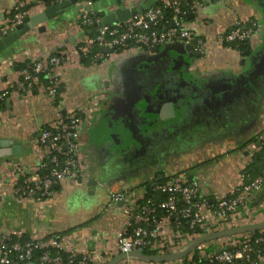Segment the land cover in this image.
Returning a JSON list of instances; mask_svg holds the SVG:
<instances>
[{
  "label": "crops",
  "instance_id": "crops-1",
  "mask_svg": "<svg viewBox=\"0 0 264 264\" xmlns=\"http://www.w3.org/2000/svg\"><path fill=\"white\" fill-rule=\"evenodd\" d=\"M15 1L0 0V29L11 18ZM26 1L28 15L56 2ZM162 1L90 0L100 16L117 6L142 12ZM85 2L78 12L72 6L39 24L44 31L33 27L0 55V92L10 89L6 108L0 109V148L20 147L19 156L0 158V177L6 182L5 190L0 189V237L43 240L66 231L60 237L68 250L96 249L107 264L119 253L116 233L128 227L120 204L111 202L104 186L109 179L126 180L131 194L140 196L147 181L166 179L169 170L184 171L198 180L199 198L212 206L228 195L264 145V0H201L187 21L212 41L237 17L247 25L256 21L250 55L240 57L212 42L213 52L204 61L177 41L156 52L113 55L97 64L86 63L76 51L82 35L90 34L79 25ZM61 53L68 59L58 68L61 85L54 101L45 98L43 82L29 93L17 88L26 64ZM171 71L185 101L173 117L160 119L151 94L157 86L171 84ZM76 105L85 107L78 159L87 175L63 182L41 200L15 198L14 181L33 175L46 157L40 131L55 126L57 114L66 116ZM91 178L97 183L94 188L88 183ZM262 221L264 183L228 225ZM161 223L170 231V219L163 216ZM240 234L213 239L203 248L219 249ZM147 263L129 257L117 262Z\"/></svg>",
  "mask_w": 264,
  "mask_h": 264
},
{
  "label": "built area",
  "instance_id": "built-area-1",
  "mask_svg": "<svg viewBox=\"0 0 264 264\" xmlns=\"http://www.w3.org/2000/svg\"><path fill=\"white\" fill-rule=\"evenodd\" d=\"M63 0H54V2ZM89 11H84L79 17V25L83 30L94 25L97 19L91 18L93 13L90 0H84ZM191 1L190 10L195 15L200 6L196 0H163L160 6H151L142 12L130 17L122 23L99 28L94 36L84 33L76 51L81 55L90 56V63L105 62L113 55L122 57L137 53L151 52L152 47L170 45L177 41L184 44H193L194 51L199 58L207 61L213 52L212 42L217 47H225L227 43L250 41L258 29L256 21H246L237 17L232 27L218 35L214 41L207 36L199 35L187 25L181 14V4ZM26 0H16L13 5V13L4 28H13L28 15L25 9ZM172 10L170 25L163 29L156 28L163 19V8ZM1 30V29H0ZM101 47H107L108 52H103ZM233 49V48H231ZM115 50V51H113ZM118 50L119 52H117ZM234 50L240 57H244L238 48ZM68 59V54L53 55L44 61L29 63L28 68L21 72V79L17 88L29 93L35 87L42 85L37 75L44 74L49 83L44 85V96L49 101H54L61 85L58 68ZM10 89L0 92V100L7 99ZM85 107L76 105L66 116L57 114V122L53 127H45L40 131L39 144L49 161L54 164L48 175L41 176L40 170L48 165L44 159L39 163L35 173L25 177L20 183H13V196L15 198H33L37 200L46 198L52 194L53 185H61L65 181H75L87 175L78 157L81 148V125L85 120L83 116ZM62 156V157H61ZM62 167L59 168L58 165ZM127 182L120 177L109 179L105 188L109 192L110 200L120 205L127 221L126 228L116 233V246L119 253L131 251L148 252V254H172L182 250L190 241L208 233L229 228L228 225L241 208L247 206L249 199L263 185L264 176L260 175L246 181L241 173L237 183L229 190L228 195L217 198L214 205L210 206L199 198L198 180L184 171L169 170L164 182L154 181L153 191L166 193L167 199L161 203L170 219V231L165 232L161 223L162 218L156 217L157 209L148 203H142L145 191L140 196H133L131 190L124 185ZM5 178L0 177V189L5 190ZM184 224L190 229L197 228L199 232L182 230ZM10 237H0V264H29L34 256L35 249H41L36 264H63L61 252L67 253L70 259L79 257V264H102V256L96 249L68 250L62 242V237L51 236L43 240H29L26 242L11 241ZM86 240V239H84ZM261 238L253 242L261 241ZM252 242L250 233H243L228 238V244L219 249L207 251L204 243L197 249V259H205L216 264H258L264 260V255ZM54 250L52 253L51 250ZM13 254L15 256L13 257ZM34 264V263H33ZM147 264H198L194 253L184 258L165 262H148Z\"/></svg>",
  "mask_w": 264,
  "mask_h": 264
},
{
  "label": "water",
  "instance_id": "water-1",
  "mask_svg": "<svg viewBox=\"0 0 264 264\" xmlns=\"http://www.w3.org/2000/svg\"><path fill=\"white\" fill-rule=\"evenodd\" d=\"M84 0H63L60 2H55L47 6L43 11L36 13L34 15H26L23 20L16 24L13 28L3 26L0 30V55H2L8 48H10L19 38L25 34L27 31L31 30L35 26H39V24L43 22H48L52 18L56 17L57 15L62 14L63 12H67L70 10L72 6H74L75 11H79L80 8L82 9L81 5H79ZM89 7L84 5V10L80 11V16L83 15L84 11H89ZM94 16L97 17V22L94 24V28L98 31L99 28L104 26H112L117 23H122L128 20L130 17L139 13V10L134 8H128L124 6H117L116 8L105 11L103 15L100 16V11L94 10ZM39 31H44V26L38 27ZM92 33V30L88 31ZM187 51H193L194 46L193 44H183ZM103 52H108L107 47H101ZM158 47H152L151 52H156ZM158 115L160 119L171 118L175 115V110L173 103L171 101H164L159 102L158 105ZM85 124H83V127ZM0 145H4L0 142ZM20 147L18 145H12L9 149L8 147L2 146L0 148V158L6 156H19L20 155ZM89 185L94 188L97 184L94 179L88 180ZM56 188H59V185H56ZM120 205L122 203H119ZM264 229V221L255 224H247V225H238L229 227L222 230H217L206 235L200 236L198 238L193 239L190 241L182 250L178 251L177 253L172 254H165V255H158V254H148L142 251H131L128 253H118L114 256L107 264H117L118 261L124 258H137L140 260L148 261V262H165L169 260H175L186 257L188 254L192 253L199 245L211 241L213 239H217L219 237L238 234V233H250L256 230H263Z\"/></svg>",
  "mask_w": 264,
  "mask_h": 264
},
{
  "label": "trees",
  "instance_id": "trees-1",
  "mask_svg": "<svg viewBox=\"0 0 264 264\" xmlns=\"http://www.w3.org/2000/svg\"><path fill=\"white\" fill-rule=\"evenodd\" d=\"M91 1H93V0H91ZM196 1L201 2V0H196ZM160 5H162V2H158L154 6H160ZM190 6H191V1H185V2H182V4H181V14H180V16L186 21L191 20L192 17H190V16H193V13L190 10ZM25 9L27 10L28 6H26ZM163 12H164L163 19L157 24L156 28H160L161 27L160 29H163L162 28L163 26L167 27V26L170 25L171 17H172L171 8L164 7L163 8ZM90 16L93 19H97V17L94 16V14H92ZM87 29L88 30H92V33L89 34L91 36H94L97 33V31L94 28V25H92L90 27H87ZM225 47L233 48V49L234 48H238L241 51L242 55H244V56L245 55H250V46H249L248 41H239V42L227 43ZM113 51H115V50H113ZM116 51L119 52L118 50H116ZM55 55H57V54H55ZM90 60H91L90 56H87L85 58V62L86 63H90ZM28 66H29V63L26 64L24 66V68H28ZM37 78L39 80H41L44 84L49 83V80L46 78V76L44 74L37 75ZM59 91H60V88H58V92ZM5 108H6V99L0 100V109H5ZM49 160H50L49 157L48 158H44V161L47 162L48 165H46L45 167H43L40 170V175L41 176L48 175L50 169L52 167H54V164H52ZM58 167L61 168L62 165L59 164ZM243 172H244L246 181L252 180L255 177L260 176V175L264 176V145H262L260 151H258L257 153L254 154L252 162L243 170ZM22 181H23V179L20 178L19 182L21 183ZM154 181L164 182L165 179H158L156 177V179L154 178V180H152V181H147L144 184L145 194H144V198L142 199L141 202L142 203H148L149 205L156 207V209H157L156 217L157 218H162L163 216H166V211H165V209L163 207H161V203L164 202L167 199L168 195L166 193H163V192H160V191H158V192L157 191H153L152 190V185H153L152 183ZM56 189H57L56 185H53L51 187L52 191H55ZM182 230L189 231V232L190 231L191 232H199V233L201 232L197 228L190 229L187 224L183 225ZM64 233H67V232L65 231L63 233H60L59 237L62 234H64ZM250 234L252 235V242L254 241V239H258V238L262 239L259 242H253V245L257 249L260 250L261 254L264 255V229L250 232ZM51 236H55V234H51L49 237H51ZM9 239L11 241H21V242L29 241V239H27L25 237L17 238L15 236H11ZM51 251H52V253L54 252L53 249ZM41 252H42L41 249H35L34 250V256H33L32 260H31L32 263H34V264L37 263L38 256L40 255ZM197 252H198L197 249H195L193 251L194 258H195V260H196V262L198 264H216L215 262H213V263L208 262L205 259H197ZM145 253H148V252H145ZM60 254L63 257V264H79L78 263V260L80 259L79 257H76L74 259H70L68 257L67 253L61 252ZM14 256H15V254H13V257ZM257 262H258V264H261L260 260L257 261Z\"/></svg>",
  "mask_w": 264,
  "mask_h": 264
},
{
  "label": "flooded vegetation",
  "instance_id": "flooded-vegetation-1",
  "mask_svg": "<svg viewBox=\"0 0 264 264\" xmlns=\"http://www.w3.org/2000/svg\"><path fill=\"white\" fill-rule=\"evenodd\" d=\"M171 75L169 74L168 77H170L169 80H171L170 85H164V86H157L155 91L152 92V97L155 100V103L157 104V107L153 106V110L155 108H158L159 102H164V101H171L174 106V110H178V108L181 106L182 103H184V94L180 91L179 88V83L174 80V73L173 71L170 72ZM153 100V101H154ZM177 108V109H176ZM159 110V109H157Z\"/></svg>",
  "mask_w": 264,
  "mask_h": 264
},
{
  "label": "rangeland",
  "instance_id": "rangeland-1",
  "mask_svg": "<svg viewBox=\"0 0 264 264\" xmlns=\"http://www.w3.org/2000/svg\"><path fill=\"white\" fill-rule=\"evenodd\" d=\"M238 234H240V233H238ZM235 235V234H234ZM193 253V252H192Z\"/></svg>",
  "mask_w": 264,
  "mask_h": 264
}]
</instances>
